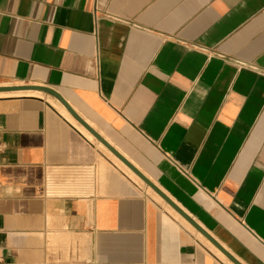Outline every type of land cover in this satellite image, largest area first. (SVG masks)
Segmentation results:
<instances>
[{"label":"crops","instance_id":"obj_1","mask_svg":"<svg viewBox=\"0 0 264 264\" xmlns=\"http://www.w3.org/2000/svg\"><path fill=\"white\" fill-rule=\"evenodd\" d=\"M25 85L264 264V0H0V87ZM118 161L54 96L0 92V264H235Z\"/></svg>","mask_w":264,"mask_h":264},{"label":"water","instance_id":"obj_2","mask_svg":"<svg viewBox=\"0 0 264 264\" xmlns=\"http://www.w3.org/2000/svg\"><path fill=\"white\" fill-rule=\"evenodd\" d=\"M19 90H37L50 94L57 98L66 109L83 124L97 139L105 144L119 159H121L129 168H131L139 177H141L149 186H151L165 201H167L176 211H178L187 221H189L196 229H198L205 237H207L218 249L228 256L235 264H241L235 259L222 245H220L208 232H206L196 221H194L171 197H169L155 182H153L143 171H141L134 163H132L125 155L116 149L107 139L101 136L87 121H85L65 99V97L57 90L37 85L0 87V92L19 91Z\"/></svg>","mask_w":264,"mask_h":264},{"label":"bare ground","instance_id":"obj_3","mask_svg":"<svg viewBox=\"0 0 264 264\" xmlns=\"http://www.w3.org/2000/svg\"><path fill=\"white\" fill-rule=\"evenodd\" d=\"M29 94V93H38V92H33V91H24V92H18V93H15V94ZM10 94H12V93H3L2 95H10ZM13 95V94H12ZM63 111H65L64 109H63ZM67 115L73 120V118L67 113ZM73 121H75V120H73ZM81 127V126H80ZM83 128V127H82ZM83 130L90 136V137H93L86 129H84L83 128ZM120 161V160H119ZM121 162V161H120ZM123 164V163H122ZM124 166H125V164H123ZM130 171H131V173H132V175H134V177L136 176L137 177V179H138V175L133 171V170H131V169H129ZM139 179H141L140 177H139ZM141 180H143V179H141ZM144 182V181H143ZM149 188H150V190L149 191H154V194H158V193H156V191L151 187V186H149ZM224 257H226V256H224Z\"/></svg>","mask_w":264,"mask_h":264},{"label":"rangeland","instance_id":"obj_4","mask_svg":"<svg viewBox=\"0 0 264 264\" xmlns=\"http://www.w3.org/2000/svg\"><path fill=\"white\" fill-rule=\"evenodd\" d=\"M94 140H96V139H94ZM101 147L104 148L103 146H101ZM106 151H107V150H106ZM108 153H109V152H108ZM118 162H119V161H118ZM119 163H120V162H119ZM120 164H121V163H120ZM121 165H122V164H121ZM122 166H123V165H122ZM123 167H124V166H123ZM124 169H126V171H127L128 168H125V167H124ZM127 172H128V173H129V174H130V175H131V176H132V177H133L138 183H140L145 189H147V191H148L149 193H151V194L154 195L157 199H159L158 196L154 194V191L151 192V191L148 190V188H147L148 184H147L145 181L143 182V180L139 179V177H138V179H137L136 176L134 177V175H132V173H131V171H130L129 169H128ZM160 201H161V200H160ZM162 202H163V201H162ZM164 203H165V202H164ZM176 215H177V214H176ZM178 217L181 218V216H179V215H178ZM182 219H183V218H182ZM200 236H201V235H200ZM218 253H219V252H218ZM220 255H221V253H220ZM231 263H232V262H231ZM232 264H233V263H232Z\"/></svg>","mask_w":264,"mask_h":264},{"label":"clouds","instance_id":"obj_5","mask_svg":"<svg viewBox=\"0 0 264 264\" xmlns=\"http://www.w3.org/2000/svg\"><path fill=\"white\" fill-rule=\"evenodd\" d=\"M7 195L12 196L13 194H18L21 192V188L20 187H13L11 185H9L6 189H5Z\"/></svg>","mask_w":264,"mask_h":264}]
</instances>
